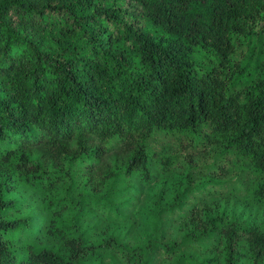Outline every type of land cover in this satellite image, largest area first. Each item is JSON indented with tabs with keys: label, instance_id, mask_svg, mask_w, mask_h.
Segmentation results:
<instances>
[{
	"label": "trees",
	"instance_id": "1",
	"mask_svg": "<svg viewBox=\"0 0 264 264\" xmlns=\"http://www.w3.org/2000/svg\"><path fill=\"white\" fill-rule=\"evenodd\" d=\"M252 33L260 71L233 89L234 38ZM181 128L229 150L215 176L241 157L260 178L251 200L210 197V178L181 187L196 152L176 164L178 152L149 148L157 130ZM29 175L33 189L19 184ZM56 184L66 199L51 215L72 209L69 228L30 204ZM26 238L44 245L26 243L22 258ZM104 252L120 264H264V0H0V264H114Z\"/></svg>",
	"mask_w": 264,
	"mask_h": 264
},
{
	"label": "rangeland",
	"instance_id": "2",
	"mask_svg": "<svg viewBox=\"0 0 264 264\" xmlns=\"http://www.w3.org/2000/svg\"><path fill=\"white\" fill-rule=\"evenodd\" d=\"M251 9H255V0H247ZM235 50L231 57V62L229 65V71L235 68V72H233L232 79L234 81L231 82V88L237 89L244 85V82H251L257 73L260 71V67L262 64L261 57V37L255 33H252L248 36H235L234 38ZM194 62H196L199 66H206L209 62L206 55L201 52H196L193 56ZM136 117H132L131 121L134 125ZM203 129L202 128H181L178 130H170L166 133L164 130H157L155 133L152 142L149 145L151 150H162L163 152L160 154L162 157H172L176 154L178 157L175 158L176 164H183L186 150H194L196 152V156L194 158L195 165L192 168L187 169L186 173L178 174L176 181H180L181 187L185 186L189 190V194H192L196 183L199 182L200 178H210L208 179V183L211 185V188L216 191L213 194L212 198L222 200L227 198L228 202L232 200L240 199L249 201L251 200V195L253 189L256 187V184L260 178L254 176V172L248 171L249 168H245L242 165L238 164V158L236 163H232L231 166H234L229 173L225 175L215 176V168L216 165L220 164L223 160L224 156L229 153L228 149L218 148L209 151V147L204 146L203 144ZM205 142V141H204ZM187 145V149L183 146ZM208 152V153H207ZM183 154V156H182ZM174 158V157H173ZM74 168H71L73 170ZM177 171V169L175 170ZM191 171L192 174L196 172H200L201 176L198 177L196 175H187V172ZM36 177H31L30 175L27 179L24 176L19 177V184L25 185L28 189L34 188V183L29 184L31 180L35 182ZM69 183V182H68ZM66 183V184H68ZM60 184V183H59ZM59 184L55 185V188H49L48 185L46 187H42L39 190H34L36 192V196L34 200L30 201V204H34L36 201L40 206V215L37 216L39 221L43 220L45 215H48L51 218L53 224H56L59 227L69 228L70 221L74 215L72 209H67L63 212V214L59 216L51 215V212L60 204L61 201L66 199L65 189L60 187ZM66 186V185H65ZM157 191H155L152 195V198H156L157 200ZM158 207L162 208L163 203L158 201ZM34 213H32L33 215ZM157 231L158 224L151 222L149 227L142 232L143 234H147L148 231ZM16 234L13 235V240H16ZM135 241H138L134 236L128 237V242L131 244ZM21 248L19 250V256L22 258L26 257L25 252V244L29 243L33 247L34 250L40 249L44 242L41 241H32L30 238H26L21 242ZM95 243H98V239L95 240ZM129 244V245H130ZM181 245H191L190 240H183ZM194 248H190L189 252L191 260L199 261L206 257V255L200 254L199 250H193ZM103 255L108 259V263L120 264L119 258L117 254L110 252H104ZM161 263H165L160 261ZM175 262V261H174ZM155 264V263H153ZM167 264H174L173 261ZM184 264V263H183Z\"/></svg>",
	"mask_w": 264,
	"mask_h": 264
}]
</instances>
